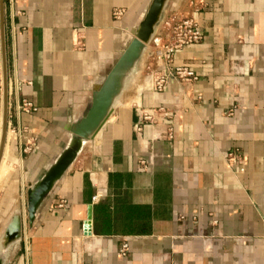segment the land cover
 <instances>
[{"label": "crops", "instance_id": "crops-1", "mask_svg": "<svg viewBox=\"0 0 264 264\" xmlns=\"http://www.w3.org/2000/svg\"><path fill=\"white\" fill-rule=\"evenodd\" d=\"M147 2L0 0L2 157L14 163L0 183V232L24 209L26 184L64 145ZM171 14L191 15L203 30L173 54L196 79L169 77L154 89L146 43L97 134L24 224L26 246L21 234L2 264H264V0H166L153 34ZM21 99L36 108L17 112ZM158 105L165 115L135 133V107ZM166 123L169 139L158 136ZM17 125L23 144L35 143L28 150L11 135ZM233 147L245 159L237 175L223 160Z\"/></svg>", "mask_w": 264, "mask_h": 264}, {"label": "water", "instance_id": "water-1", "mask_svg": "<svg viewBox=\"0 0 264 264\" xmlns=\"http://www.w3.org/2000/svg\"><path fill=\"white\" fill-rule=\"evenodd\" d=\"M166 0H148L129 35L122 50L105 72L97 86L93 89L90 101L85 111L70 125L68 137L54 156L45 166L42 173L25 187L24 209L14 210L10 214L0 232V264L9 246L20 241L24 224H30L34 214L45 195L51 189L55 180L66 170L75 158L83 142L91 138L101 127L111 112L112 103L118 93L124 76L129 72L135 60L139 57L144 45L149 42L154 26L157 23ZM0 21V25H1ZM5 94V83L3 84ZM2 127L0 132V154L2 151L4 132L6 130V100L4 95ZM90 208L87 207L83 231L88 232L90 226ZM25 212V213H24Z\"/></svg>", "mask_w": 264, "mask_h": 264}, {"label": "built area", "instance_id": "built-area-1", "mask_svg": "<svg viewBox=\"0 0 264 264\" xmlns=\"http://www.w3.org/2000/svg\"><path fill=\"white\" fill-rule=\"evenodd\" d=\"M122 13L121 7L114 6L111 9L113 17H119ZM203 35V30L198 24L196 19L191 15H177L171 14L163 21V30L161 33L152 34L149 43L153 51L155 59L161 60L157 66L153 68L155 76L152 79L151 85L154 89H160L163 86L164 81L171 77L185 82H191L196 79V73L189 67L181 64L173 63L174 52L186 45L198 42ZM156 61V60H155ZM157 72V73H156ZM16 111H29L36 107L30 100L21 99L15 103ZM135 112L137 115V121L133 123V130L135 133H139L143 122H147L153 125L157 122L160 116L165 115V108L161 105L156 107H141L136 106ZM11 135L19 144L22 150H28L35 143L31 141L27 146L23 144L22 138L25 129L19 125L10 127ZM160 137L171 138L172 127L166 123L162 131H160ZM223 160L227 165V168L234 174L240 173L244 170L245 159L243 154L237 147L229 148L223 153ZM141 165L145 164L143 158H139ZM100 195V190L96 189L91 195V201L97 200ZM63 200L60 199L57 204L62 205ZM23 245L26 246V234L23 232L22 237ZM127 249V241L122 240L118 248V253L124 255Z\"/></svg>", "mask_w": 264, "mask_h": 264}, {"label": "bare ground", "instance_id": "bare-ground-1", "mask_svg": "<svg viewBox=\"0 0 264 264\" xmlns=\"http://www.w3.org/2000/svg\"><path fill=\"white\" fill-rule=\"evenodd\" d=\"M161 60L158 59V62L160 63ZM6 100V99H5ZM3 103H4V100H3ZM4 106V105H3ZM4 108V107H3ZM109 115V114H108ZM108 117V116H107ZM107 119V118H106ZM2 127V126H1ZM99 128L94 132L93 136L91 138H93L97 132H98ZM6 132L7 130H5L4 132V138H3V145H2V151H1V154H0V183L2 181V176L5 175V173L7 172L8 170V167H7V162H8V157L4 156L2 157L3 155V148H4V144H5V139H6Z\"/></svg>", "mask_w": 264, "mask_h": 264}, {"label": "rangeland", "instance_id": "rangeland-1", "mask_svg": "<svg viewBox=\"0 0 264 264\" xmlns=\"http://www.w3.org/2000/svg\"><path fill=\"white\" fill-rule=\"evenodd\" d=\"M148 44H150L149 42H148ZM154 54H152V55H150V57H151V60L152 61H154L155 60V56L152 58V56H153ZM155 64H159V62H158V59H156V61H155ZM145 76L146 77V73H145V71L143 72V73H141V76ZM148 78V77H147ZM149 80H150V78H149ZM11 135H10V131H9V137H10ZM94 138V137H93ZM93 138H88V139H86V140H88L87 142H90ZM83 144H84V142H83ZM79 151V150H78ZM4 156H6V157H8L9 158V154L6 152V154L4 155ZM9 162V163H8ZM8 162H7V167H9L10 169L9 170H12L13 169V160H11V162L9 161V159H8ZM44 170V168L43 169H41V171H39V174H41L42 173V171ZM39 175H37V177H38ZM34 180V179H33ZM32 181V180H31ZM4 182V181H3ZM2 182V183H3ZM1 186H2V184H1ZM1 186H0V188H1ZM24 193H25V191H24ZM16 210H18V209H16ZM25 213V212H24Z\"/></svg>", "mask_w": 264, "mask_h": 264}]
</instances>
